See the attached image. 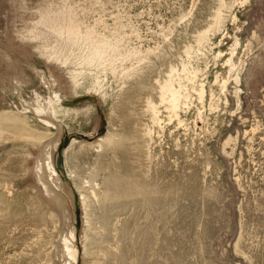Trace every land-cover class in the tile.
Returning <instances> with one entry per match:
<instances>
[{
	"label": "rangeland",
	"instance_id": "1",
	"mask_svg": "<svg viewBox=\"0 0 264 264\" xmlns=\"http://www.w3.org/2000/svg\"><path fill=\"white\" fill-rule=\"evenodd\" d=\"M52 136L69 264H264V0H0V264L62 262Z\"/></svg>",
	"mask_w": 264,
	"mask_h": 264
},
{
	"label": "bare ground",
	"instance_id": "2",
	"mask_svg": "<svg viewBox=\"0 0 264 264\" xmlns=\"http://www.w3.org/2000/svg\"><path fill=\"white\" fill-rule=\"evenodd\" d=\"M241 3V2H240ZM58 12V11H57ZM56 12V13H57ZM69 12H71L70 10H69ZM72 13V12H71ZM63 14H64V12H63ZM68 14H70V13H68ZM51 15H54L53 13H51ZM50 14H49V16H51ZM65 15H61V20H62V17H64ZM69 16V15H68ZM68 16H66V17H68ZM56 17H58V14H57V16ZM52 18V17H51ZM54 18V17H53ZM47 19V18H46ZM48 19H50V17L48 18ZM47 19V20H48ZM65 19V18H64ZM63 19V20H64ZM71 20V19H70ZM73 21V20H72ZM71 21V22H72ZM51 22V21H50ZM60 22H62V21H60ZM59 22V23H60ZM68 22H69V20H68ZM54 23H56L55 21H54ZM45 24V23H44ZM43 24V25H44ZM50 24V23H49ZM61 24H63L64 25V23H61ZM65 24H67L66 26H68V23L67 22H65ZM74 24V23H73ZM104 24V23H103ZM47 25H48V23H47ZM46 25V26H47ZM54 25V24H53ZM60 25V24H59ZM75 26H76V24H74ZM80 25H82V24H80ZM106 25V24H105ZM49 26V25H48ZM85 26V25H84ZM53 27V26H52ZM57 27H59V26H57ZM71 26H69V28H70ZM103 27V26H102ZM30 28V27H29ZM56 28V27H55ZM61 28H62V26H61ZM79 27H77V29H78ZM91 28V27H90ZM116 28V27H115ZM48 29V28H47ZM63 29H64V27H63ZM73 29H74V27H73ZM80 29V28H79ZM65 30H67V29H65ZM89 31V30H88ZM105 31V30H104ZM64 32V31H63ZM71 33V32H70ZM81 33V32H80ZM79 33V34H80ZM36 34V33H35ZM83 34V33H82ZM87 34V33H86ZM171 34V33H170ZM76 35V34H75ZM88 35H91V34H88ZM77 36H78V34H77ZM122 36V35H121ZM79 37V36H78ZM77 37V38H78ZM86 37H87V35H86ZM114 37V36H113ZM81 38V37H80ZM85 38V37H84ZM88 38V37H87ZM87 38H86V40H87ZM97 38V37H96ZM30 39V38H29ZM90 39V38H89ZM33 40V39H32ZM166 40V39H165ZM74 41H76V38H75V40ZM99 41H100V39H99ZM102 41V40H101ZM121 41V40H120ZM80 42V41H79ZM86 42V41H85ZM98 42V41H97ZM96 42V43H97ZM70 44V43H69ZM110 44V43H109ZM90 45V44H89ZM104 45V44H103ZM80 46V45H79ZM95 46H97V45H95ZM105 46V45H104ZM107 47H108V45H106ZM76 47V46H75ZM94 47V46H93ZM103 47V46H102ZM101 47V48H102ZM82 48V47H81ZM88 48H90V47H88ZM105 48V47H104ZM110 48V47H109ZM115 48V47H114ZM117 49H118V47H117ZM92 50H93V48H92ZM92 50H91V52H92ZM102 50V49H101ZM109 50V49H108ZM113 50H116V49H113ZM103 51V50H102ZM111 51H112V49H111ZM94 52V51H93ZM116 52V51H115ZM155 53V52H154ZM95 54L96 55H98L99 54V51H95ZM94 54V55H95ZM105 54H106V52H105ZM108 54V53H107ZM91 55V54H90ZM95 55V56H96ZM103 55V54H102ZM106 56V55H105ZM187 56H189V55H187ZM92 58V57H91ZM8 59H10V58H8ZM86 59V58H85ZM88 60V59H87ZM93 61V60H92ZM100 61V60H99ZM110 61V60H109ZM109 63V62H108ZM31 65V64H30ZM112 65V64H111ZM31 68H32V66H31ZM130 69V68H129ZM174 70V69H173ZM33 71L36 73V74H41L43 77H42V79H41V82H42V84L44 85V86H46L47 87V90L49 89V90H51L52 91V89L54 88V85H55V82H56V80H55V77L52 75L50 78L49 77H47L46 75H44V73H41V72H39L40 70H37V68L35 69L34 67H33ZM43 72V71H42ZM171 74V73H170ZM51 75V74H50ZM168 75V74H167ZM196 75V74H195ZM23 77V76H22ZM175 78V77H174ZM174 78H172V79H174ZM16 79H18V78H16ZM184 79H185V77H184ZM179 80V79H178ZM173 81V80H172ZM15 83H16V85H17V81H15ZM23 83V82H22ZM59 83V82H58ZM190 83V82H189ZM57 84V83H56ZM60 84V83H59ZM62 84V83H61ZM165 84V83H164ZM203 84V83H202ZM169 85V84H168ZM174 85V84H173ZM163 88H164V86H163ZM165 88H168V86L167 87H165ZM172 88L173 87H171V90H172ZM62 89V88H61ZM174 89V88H173ZM176 89V88H175ZM174 89V90H175ZM185 89V88H184ZM63 90V89H62ZM163 90V89H162ZM60 91V90H59ZM164 91V90H163ZM166 91H168V90H166ZM177 91V90H176ZM176 91H169L168 92V97L170 98H168L167 96V99H169L168 101H170L171 103H169V104H173V106H175L174 104H175V100H176V98H175V96H177V95H179L178 93H176L175 94V92ZM193 91V90H192ZM57 93H59V92H57ZM166 95H167V92H166ZM188 95V94H187ZM164 96H165V94H164ZM160 97V96H159ZM178 98H180V96L179 97H177V99ZM212 98V97H211ZM165 99V98H164ZM165 101V100H164ZM177 101H179V100H177ZM51 106H50V109L49 110H46V111H44V110H38V109H36V108H32L33 109V111H34V113L39 117V118H41L43 121H45V122H47L48 124H53L55 127H60V125L58 124V123H56L53 119L55 118V113H56V109H55V107H56V105L58 104L59 106L61 105V103H62V101H59L58 99H56V94L54 95V94H52V98H51ZM162 103V102H161ZM177 103V102H176ZM87 104H89V103H87ZM82 106H86V103L85 102H83L79 107H82ZM48 107V106H47ZM186 107V106H185ZM45 108V107H44ZM154 108V107H153ZM172 110V109H171ZM189 111V110H188ZM160 112V111H159ZM171 119V118H170ZM173 120V119H172ZM170 121V120H169ZM190 122V121H189ZM168 123V122H167ZM170 123V122H169ZM168 123V124H169ZM95 127H97V125L95 126ZM177 127H178V125H177ZM61 131H62V129H61ZM61 131H60V133H61ZM101 139V138H100ZM104 139V138H103ZM58 142H59V140H56L53 136L52 137H49L48 139H46L45 141H43L42 142V145H40V146H38L39 148H36L35 149V153H34V164H33V172H34V176L36 177V179L37 180H39V184L41 185V188H42V190L41 191H39V192H41L40 194H43L44 195V197L47 199V201L57 210V213L60 215V217H61V220H62V222H61V224H60V226H59V228H58V233H59V236H58V239H57V241H56V252H55V259L56 260H61V261H59V262H61L60 264H69V262H67V256H66V252H65V250H68L69 249V246H72V242H73V240L75 239L74 238V235H75V232H76V230H75V228H74V226H73V224L71 223L72 222V215L68 212V206H67V201L65 200V202H64V199H63V195H61V193H60V191L62 192L63 191V188H64V183L62 182V180H61V178H60V176L59 175H57V172H56V169H55V167H54V169H53V167H52V165H53V154H54V152L57 150V145H58ZM78 143H80V144H82V143H87V142H78ZM79 145V144H78ZM156 145V144H155ZM62 146V145H61ZM64 148V147H63ZM100 149H101V147H100ZM97 150V149H96ZM99 151V150H98ZM59 155V154H58ZM141 158V157H140ZM161 175V174H160ZM34 177V178H35ZM102 178V177H101ZM162 178V177H161ZM36 180V181H37ZM85 182V181H84ZM106 182V181H105ZM104 182V183H105ZM112 183V182H111ZM95 184V183H94ZM98 184V186L100 185V183H97ZM109 184V183H108ZM115 184L116 183H114V186H115ZM88 185V184H87ZM120 185V184H119ZM97 186V187H98ZM105 186V185H104ZM111 186V185H110ZM35 187V186H34ZM100 187V186H99ZM39 188V187H38ZM67 188V187H66ZM107 188V187H106ZM37 189V188H36ZM103 190V189H102ZM107 190H109V188L107 189ZM104 191H106L105 189H104ZM111 191V190H110ZM114 191V190H113ZM120 191V190H119ZM121 192V191H120ZM94 193V192H93ZM109 193V192H108ZM107 193V194H108ZM113 194V193H112ZM119 194V193H118ZM88 209V208H87ZM55 211V210H54ZM95 232H98V231H95ZM99 233V232H98ZM54 245V244H53ZM114 247V246H113ZM55 248V247H54ZM70 250V249H69ZM103 251V250H102ZM105 251V250H104ZM107 251H109V249H107ZM72 252V251H71ZM75 252H76V250H75ZM106 252V251H105ZM71 254V253H70ZM75 257V253H73V258ZM105 257V256H104ZM107 257V256H106ZM105 257V258H106ZM74 259H76V258H74ZM70 260V259H69ZM101 264H123L122 263V261H120V262H118V263H116V262H114L113 260H111V258L109 259H102V261H101Z\"/></svg>",
	"mask_w": 264,
	"mask_h": 264
},
{
	"label": "water",
	"instance_id": "3",
	"mask_svg": "<svg viewBox=\"0 0 264 264\" xmlns=\"http://www.w3.org/2000/svg\"><path fill=\"white\" fill-rule=\"evenodd\" d=\"M80 101H75L73 103H71L72 106H76Z\"/></svg>",
	"mask_w": 264,
	"mask_h": 264
}]
</instances>
